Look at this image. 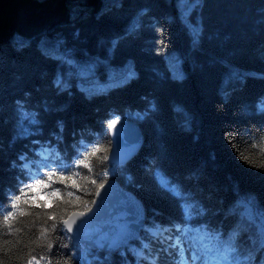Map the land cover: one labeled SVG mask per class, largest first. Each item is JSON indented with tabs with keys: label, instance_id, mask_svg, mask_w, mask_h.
<instances>
[{
	"label": "trees",
	"instance_id": "1",
	"mask_svg": "<svg viewBox=\"0 0 264 264\" xmlns=\"http://www.w3.org/2000/svg\"><path fill=\"white\" fill-rule=\"evenodd\" d=\"M124 119L145 138L114 166L109 125ZM109 179L147 211L115 252L62 224ZM0 264H264V0H10Z\"/></svg>",
	"mask_w": 264,
	"mask_h": 264
},
{
	"label": "water",
	"instance_id": "2",
	"mask_svg": "<svg viewBox=\"0 0 264 264\" xmlns=\"http://www.w3.org/2000/svg\"><path fill=\"white\" fill-rule=\"evenodd\" d=\"M9 1L0 0V16ZM109 134V160L114 166L129 161L145 138L140 123L133 119L115 123L114 127H109ZM146 221V208L137 195L117 180L109 179L99 187L89 209L71 212L62 224L74 242L104 252H115L135 240Z\"/></svg>",
	"mask_w": 264,
	"mask_h": 264
},
{
	"label": "rangeland",
	"instance_id": "3",
	"mask_svg": "<svg viewBox=\"0 0 264 264\" xmlns=\"http://www.w3.org/2000/svg\"><path fill=\"white\" fill-rule=\"evenodd\" d=\"M39 44L43 47V48H45V49H51L52 51H54V47H53V41L52 40H47L46 38H41L40 40H39ZM69 56H68V54H64V60H66V61H68V65H71V66H77V68L80 70V71H82V72H84L85 70H87L88 69V66L87 65H82V67L85 69V70H83V68H80L79 67V65H78V63H76V61H73V59H70V58H68ZM71 69V68H70ZM109 70H111V69H109ZM117 70H118V77H115V78H122L127 72H128V70H129V65L128 64H125V65H123V66H120V67H118L117 68ZM93 71V67H90L89 68V72H92ZM85 72H88V71H85ZM84 72V73H85ZM248 210L249 211H251V209L250 208H248Z\"/></svg>",
	"mask_w": 264,
	"mask_h": 264
},
{
	"label": "snow or ice",
	"instance_id": "4",
	"mask_svg": "<svg viewBox=\"0 0 264 264\" xmlns=\"http://www.w3.org/2000/svg\"><path fill=\"white\" fill-rule=\"evenodd\" d=\"M115 123H116V121H113L110 125H109V127H114L115 126ZM98 149H93L92 150V152L93 153H95L96 151H97ZM77 164L78 165H83L84 167H89V165L87 164V163H85V160L84 159H81V160H79V161H77ZM74 175H75V173H73ZM49 175H51V174H49ZM102 186V185H101ZM28 187H31V185H29ZM16 199H19V197H17ZM65 223H67V222H65ZM177 243H179V241H177ZM194 259H195V257H194Z\"/></svg>",
	"mask_w": 264,
	"mask_h": 264
}]
</instances>
